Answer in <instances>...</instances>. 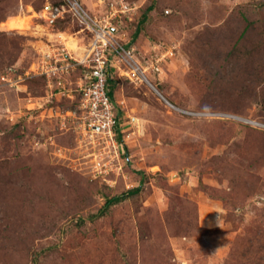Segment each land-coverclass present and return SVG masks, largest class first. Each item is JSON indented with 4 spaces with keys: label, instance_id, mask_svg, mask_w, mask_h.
Instances as JSON below:
<instances>
[{
    "label": "rangeland",
    "instance_id": "374dc122",
    "mask_svg": "<svg viewBox=\"0 0 264 264\" xmlns=\"http://www.w3.org/2000/svg\"><path fill=\"white\" fill-rule=\"evenodd\" d=\"M126 1L119 40L155 66L112 71L128 157L95 172L78 73H27L79 23L0 0V264H264V0Z\"/></svg>",
    "mask_w": 264,
    "mask_h": 264
},
{
    "label": "built area",
    "instance_id": "2783aa9c",
    "mask_svg": "<svg viewBox=\"0 0 264 264\" xmlns=\"http://www.w3.org/2000/svg\"><path fill=\"white\" fill-rule=\"evenodd\" d=\"M64 1L61 5L46 3L42 10L43 16L52 24L58 17H64L65 13L69 12L80 25V29L71 34L77 39L75 46L68 47L65 42L59 43L64 33L53 32L54 39L59 41L56 36L58 35L61 41L47 44L49 49L40 48L41 54L27 73L45 75L49 83L56 82L59 88V85L66 88L63 82L68 79L66 76L78 73L74 81L76 86L68 96L79 98L80 126L94 148H98L94 153L95 172H101L110 159L120 160L128 157L126 143L118 135V109L116 102L109 95L108 78L112 76L113 71L135 83L150 82L146 72L155 65L152 62L146 65L141 63L134 47L119 40L118 26L113 21L114 18L127 15L134 8L129 2H111L109 13L98 16L78 0ZM150 84L162 96L158 88ZM77 91L80 92L79 97L75 94ZM258 125L264 127V124Z\"/></svg>",
    "mask_w": 264,
    "mask_h": 264
},
{
    "label": "trees",
    "instance_id": "16d2710c",
    "mask_svg": "<svg viewBox=\"0 0 264 264\" xmlns=\"http://www.w3.org/2000/svg\"><path fill=\"white\" fill-rule=\"evenodd\" d=\"M150 8H151V7H150ZM144 19H145V16L142 18V20H141L140 22H143ZM115 84H116V79L113 78L112 76H110V77L108 78V84H107V86H108V88H109V95H110V97H111L114 101H115V99H114V89H115ZM119 113H120V111H119V109H118V122H120ZM117 129H118V135H119L120 139L123 140L122 132H121V130H120L121 128L119 127V125H118ZM140 189H141L140 186L135 187V188L131 189L129 193H130V194L138 193V192L140 191Z\"/></svg>",
    "mask_w": 264,
    "mask_h": 264
},
{
    "label": "crops",
    "instance_id": "0c3cea01",
    "mask_svg": "<svg viewBox=\"0 0 264 264\" xmlns=\"http://www.w3.org/2000/svg\"><path fill=\"white\" fill-rule=\"evenodd\" d=\"M46 43V42H45ZM45 43H44V45L42 44V43H40V41H39V43L38 44H40L41 45V47H46V45H45ZM120 127H121V125H120ZM122 130V129H121ZM123 137H125L124 135H123Z\"/></svg>",
    "mask_w": 264,
    "mask_h": 264
}]
</instances>
